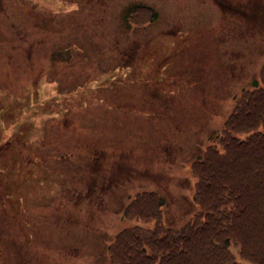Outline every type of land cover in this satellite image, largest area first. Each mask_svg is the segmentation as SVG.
I'll return each instance as SVG.
<instances>
[{"label": "rangeland", "instance_id": "1", "mask_svg": "<svg viewBox=\"0 0 264 264\" xmlns=\"http://www.w3.org/2000/svg\"><path fill=\"white\" fill-rule=\"evenodd\" d=\"M263 60L264 0H0V264H108L120 229L181 226ZM200 214L182 264L234 249Z\"/></svg>", "mask_w": 264, "mask_h": 264}, {"label": "trees", "instance_id": "2", "mask_svg": "<svg viewBox=\"0 0 264 264\" xmlns=\"http://www.w3.org/2000/svg\"><path fill=\"white\" fill-rule=\"evenodd\" d=\"M258 73V79H251L249 87L233 97L215 144L190 164L198 212L173 229L161 224L150 231L138 226L120 229L107 247L108 264H182L204 237L200 213L215 221L218 245L222 234V246L234 248L215 259L211 256L212 264H264V60ZM207 159H211L208 167ZM141 195L128 202L123 216L143 197L155 199L151 194ZM209 196L217 205L214 213L203 201ZM144 213L140 205L131 216L141 218Z\"/></svg>", "mask_w": 264, "mask_h": 264}, {"label": "flooded vegetation", "instance_id": "3", "mask_svg": "<svg viewBox=\"0 0 264 264\" xmlns=\"http://www.w3.org/2000/svg\"><path fill=\"white\" fill-rule=\"evenodd\" d=\"M11 248H12V244H11ZM4 261H6L5 263H7V260H4ZM0 262H2V261L0 260Z\"/></svg>", "mask_w": 264, "mask_h": 264}]
</instances>
